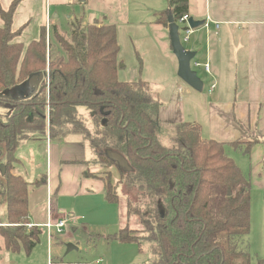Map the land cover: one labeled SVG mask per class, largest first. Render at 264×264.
I'll list each match as a JSON object with an SVG mask.
<instances>
[{"label":"trees","instance_id":"trees-1","mask_svg":"<svg viewBox=\"0 0 264 264\" xmlns=\"http://www.w3.org/2000/svg\"><path fill=\"white\" fill-rule=\"evenodd\" d=\"M20 1L15 0L8 11L0 3L4 23L0 28V111H7L0 112V208L6 209L0 222L8 226L1 232L6 250L17 254L23 248L30 254L39 243L42 230L24 232L30 220V184L13 170L19 164L16 153L21 144L33 134L49 131L51 139L82 134L94 152L93 164L114 168L120 175L118 186L125 182L128 191L133 188L153 200L151 219L142 221L148 235L138 237L125 227L113 238L122 243L151 242L154 264H264V258L254 261L241 247L250 233L251 219V185L243 171L226 145L203 139L201 126L194 122L177 125L175 148L161 144L157 131L162 105L150 86L118 77L116 26L90 25L84 23L86 19L75 18L69 21V42L53 27L67 59L47 70L46 28L26 47L16 41L21 32L12 31ZM188 13L189 0H168V9L156 16L169 27V15L178 23ZM47 72L46 102L44 89L33 93L28 82ZM18 87L24 89L23 98L11 93ZM82 108L91 113L90 126ZM257 143V139L249 143L239 139L231 146H245L244 153L250 155ZM46 177L42 175L34 185L46 186ZM101 180L105 201L118 204V186L109 178ZM124 195L128 214L141 215L134 196L127 191Z\"/></svg>","mask_w":264,"mask_h":264},{"label":"crops","instance_id":"crops-1","mask_svg":"<svg viewBox=\"0 0 264 264\" xmlns=\"http://www.w3.org/2000/svg\"><path fill=\"white\" fill-rule=\"evenodd\" d=\"M8 1L4 5L0 0L2 8L5 10H9L15 0ZM26 1L21 0L18 9L26 4ZM43 1H45V11L43 8V20L39 22L40 26H46L48 30L57 27L61 35H63L62 32L65 34L61 28V20L65 15L70 19L69 21L75 18H86V21L87 18L98 20L95 17V10L104 11L106 4L113 10L108 17L101 18L102 21L106 20L104 21L105 24L115 25L117 30L131 24L129 0ZM70 9L73 12L71 11V16H68L67 13ZM167 9L168 3L167 8L163 11ZM18 12L17 10L14 19ZM157 13L159 12L152 14L153 19L145 23L149 29L140 34L141 42H138L134 35L128 36L131 40L127 41L124 50L131 53L134 58L132 65L129 63L131 67H128V63L124 62V59H121L122 49L120 47L119 62L121 69L119 79L128 82L142 80L150 86L153 97L162 105L159 115L160 125H162L160 131L166 130L164 126L170 127L175 132L173 137L175 143L176 127L185 122L199 124L202 128L203 139L224 143L227 153L229 150L235 152L237 150L231 146V143L239 139L256 138L258 143L250 155L253 159L258 154L256 166L263 169L264 0H189V18L205 23L193 30L189 43L197 35L190 45L191 51L196 53L191 63L192 69L194 70L195 67L193 64H201V60L204 61V64L201 65L209 64V72H204L212 80L208 94L204 93L206 90L204 83L202 92H197L178 77L179 64L171 47L169 27L158 22ZM26 23L28 24V22L24 24ZM145 24L140 23L139 26ZM41 29H39V35ZM117 37L118 42L121 43L119 34ZM199 56L201 59H198ZM143 67H167L168 74L170 78H173V81L167 80L166 70H163L160 72V79L156 78L160 84H152L148 72ZM175 67H177L176 71L173 72ZM198 68L204 69V67ZM163 74L166 76L164 75L165 77L162 79ZM123 75L125 77L122 79ZM128 75L133 76L129 79L127 78ZM155 89L157 90L155 91ZM155 92H157L158 97L154 95ZM184 96L195 105L190 111L185 108L182 100ZM86 119L90 126L91 115L89 117L87 115ZM161 135L159 137L157 133L159 141L165 146ZM45 137L48 173L46 186L49 195L52 196L55 193L57 195L60 186L63 185L65 189L70 185L74 189L77 186L84 188L83 196L100 194L104 197V182L101 178L92 172L89 174L94 175L93 177L86 176L89 172L88 164L92 166L95 158L88 140L82 134H69L59 139H50L49 134ZM243 148H240L241 152L244 151ZM232 158L235 162L237 161L234 155ZM21 164L22 161L19 160L18 165ZM17 166L15 167L17 173L14 171V174L22 175L29 184H34L38 180L37 178L28 179L25 176L27 172L18 169ZM92 167L95 168L94 165ZM2 209L6 212L5 208ZM57 209L55 210L56 214L65 212L64 210L59 212ZM48 211L49 209H47ZM69 215L73 216L72 214ZM0 216L3 217L4 215L0 214ZM46 221L43 223L31 222L44 224Z\"/></svg>","mask_w":264,"mask_h":264},{"label":"rangeland","instance_id":"rangeland-1","mask_svg":"<svg viewBox=\"0 0 264 264\" xmlns=\"http://www.w3.org/2000/svg\"><path fill=\"white\" fill-rule=\"evenodd\" d=\"M7 2L9 1L2 0L4 5H6ZM167 3L168 0H129L131 24L117 30V35L119 34L121 40V43H119V46L122 49L120 57L121 59H124V62L128 63V67H131L132 62L134 61L131 53L124 50L126 49L127 41L131 40L128 36L134 35L138 42H141L142 38L140 34H142L146 29H149L148 25L145 23H148V20L153 19L152 14L155 12L165 10L167 8ZM44 6L45 1L43 0H27L26 4H23L19 9L17 7L16 12L17 10L19 12L16 14L15 19L13 18L12 31L15 33L21 32L17 35L16 41L18 43H22L24 47H26L32 41L39 39L40 28H46V45L48 47V62L46 67L47 70H49V67H57L58 64L65 61L67 57L60 44L55 40L52 29L48 30L46 26H40L39 22H42L43 20V8L45 11ZM105 7L106 9L104 11L95 10V17H97L98 20L87 18L86 23L90 25H100L106 21H102V17H108V15L112 13L113 9L107 4ZM71 11L72 9H70L67 13L68 16H71L73 12ZM84 19L86 18H83V20ZM69 20L70 19H68L66 15L61 20V28L65 32V34L62 32V36L67 41L69 40L68 36L70 31ZM161 21L162 19L160 18V22ZM25 22H28V24H24ZM140 23L145 25L139 26ZM3 25L4 23L0 19V28L3 27ZM181 28L184 27L181 26ZM182 35H184V33H182ZM196 37L197 35L192 38L191 43H184L183 47L185 50L191 51L190 45ZM199 58L201 59V56H199L198 59ZM129 63H131V65H129ZM200 63L204 64V61L201 60ZM143 68L146 72H148L150 80H152L150 81L152 84H160V81L156 78L160 79V72L163 70H166V75L168 76L167 80L170 82L173 81V78H170V75L168 74L167 67ZM176 68L177 67L173 69V72L176 71ZM194 71L197 72L198 76L205 85L206 90L204 93L208 94L212 83L211 78L205 75V70L203 68L194 67ZM164 75L165 74L162 75V79L166 76ZM132 76L133 75H130L127 78L130 79ZM124 77L125 75L122 76V79ZM47 79L48 72L45 74V80L47 81ZM48 87L49 86L46 82V86L43 88L45 95L47 93L46 98H44L46 102L49 100ZM156 90L157 89H155V91ZM11 93L17 98L24 97V89L19 87L15 88ZM28 93L29 89L26 92V95ZM154 95L158 97L157 92H155ZM184 97H182V100L185 104V108L187 111H190L193 107H195V105L189 102L187 100L188 98ZM0 112L7 113V111L4 110H1ZM80 112L86 118L87 115L88 117L91 115L90 111L86 110V108L80 109ZM48 113L49 107L46 109V115H48ZM47 125H49V120H47ZM160 126L162 125L159 124L157 133L159 137L162 134L163 144H165L168 148H175L177 146L173 140L175 132L167 126H164L166 130L161 132ZM173 132L174 134H172ZM48 134L50 136L49 131L45 134L36 133L31 135L28 140L21 144L16 153V158L21 160L23 164L18 165L17 168L27 172L25 176L28 179H40L41 175L48 176L46 168L47 146L45 137ZM249 139L250 140H242L248 143L256 141V138ZM241 151V149H237L236 152L233 150L228 151L229 155L231 154V157L234 155V157L237 158V165L243 171L245 177L251 185L250 233L242 242L241 247L245 252L250 254L254 261H257L264 258V166L263 169L261 168L262 170L257 168L258 154L252 159L251 155H246L244 151ZM93 165L96 169L92 167ZM93 165L90 166L88 164L89 173L92 172L95 176L100 178H109L115 187L118 186L120 175L114 168L112 170L103 166ZM13 172L17 173L15 169ZM69 186L65 189L63 185L60 186V191H58L57 195L55 193L50 196L47 191V186L43 185L41 187H37L33 183H30V220L28 221L29 224H25L24 232L29 234L34 232L36 229L42 230L39 237V243L30 254H27L23 248L17 254L8 252L5 247V241L1 236V232L7 229L8 226L5 222H0V264H154V244L151 242L143 239L140 244L122 243L113 238L114 235L118 234V232L125 226L130 230L135 231L138 237H145L144 235H148L147 233H144L146 227L142 224V221L151 219V215L149 214L154 208V202L152 199L145 195L137 194L133 188H128V191L126 189L127 185L125 182L117 188V193L121 198L118 204L107 203L104 200V197L100 194L83 196L82 194L85 193L84 188L77 186L79 189L76 191L77 187L74 189L72 186ZM126 191L130 192L136 201L139 202L138 205L141 215L128 214V200L124 195V192ZM50 208L52 211V219L54 221L60 219L61 216L58 215L59 213H55L56 208H58L57 210L59 212L60 210H64L67 214H72L76 222L75 224L69 223L67 228L61 234L57 233L56 229H53L52 238L49 240L47 230L39 228L42 224H34L32 222L35 221L43 223L46 221L48 214L47 209ZM0 214L5 215V210L0 208ZM69 245L73 246V249L70 252H68Z\"/></svg>","mask_w":264,"mask_h":264},{"label":"water","instance_id":"water-1","mask_svg":"<svg viewBox=\"0 0 264 264\" xmlns=\"http://www.w3.org/2000/svg\"><path fill=\"white\" fill-rule=\"evenodd\" d=\"M80 1L83 2L84 0H80ZM168 21H169V37H170L171 47L173 50V54L177 58L179 64L178 77L195 91L202 92L204 86L203 81L200 79L197 72L192 69V64H191L196 56V53L184 49L180 39L179 26L175 22L172 15H169ZM188 23L190 25V28L193 30L205 24L204 21H196L194 18H189ZM44 81H45V75L42 74L39 77H33L32 79H30V81L28 82V86L30 90L33 91V93H37L38 91L40 92L45 87L42 86V83ZM113 157L120 164H124L123 160L119 156L113 155ZM72 249L73 246L69 245L68 252H70Z\"/></svg>","mask_w":264,"mask_h":264},{"label":"built area","instance_id":"built-area-1","mask_svg":"<svg viewBox=\"0 0 264 264\" xmlns=\"http://www.w3.org/2000/svg\"><path fill=\"white\" fill-rule=\"evenodd\" d=\"M188 21H189V16L185 15L182 18H180L178 23H177V25L179 26V30H180V39H181V42L183 45H184V43H188L190 41L191 34L193 33V29L190 28ZM180 25L183 26L184 28H181ZM182 33H184V35H182ZM193 65L195 67H204L205 71L209 72V64L201 65L199 63H194ZM46 82H47V84L49 83V75H48V79ZM51 214H52V211L50 208L48 211L47 222L42 224L41 227H39L41 229L47 230V235L49 237V240L52 238V230L53 229H56L57 233L61 234L67 228L69 223H75L76 222L75 218L73 216H70L66 212H60L59 213V215H61L60 219H57L56 221H54L52 219Z\"/></svg>","mask_w":264,"mask_h":264}]
</instances>
